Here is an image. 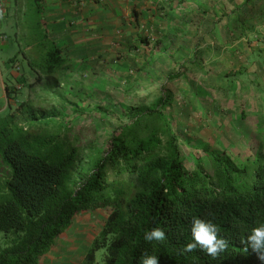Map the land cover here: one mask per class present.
<instances>
[{"label": "trees", "instance_id": "1", "mask_svg": "<svg viewBox=\"0 0 264 264\" xmlns=\"http://www.w3.org/2000/svg\"><path fill=\"white\" fill-rule=\"evenodd\" d=\"M46 44L29 64L35 82L66 64ZM250 52L264 68L263 48ZM29 112L21 125L15 115L0 119V264H39L77 215L95 211L106 217L82 264H99L100 250L101 264H139L145 251L159 264H264L242 243L264 223V117L248 145L253 153L237 156L226 148L198 150L159 111L135 109L111 131L106 149L93 147L83 161L79 133ZM193 217L211 220L229 239L218 259L183 251ZM154 227H163L164 241L144 240Z\"/></svg>", "mask_w": 264, "mask_h": 264}, {"label": "crops", "instance_id": "2", "mask_svg": "<svg viewBox=\"0 0 264 264\" xmlns=\"http://www.w3.org/2000/svg\"><path fill=\"white\" fill-rule=\"evenodd\" d=\"M262 32L264 0H6L0 119L18 98L19 77L37 76L28 67L37 56L23 53L22 41L39 55L49 42L66 61L58 73L65 87L80 90L88 107L166 105L184 141L249 145L264 117V68L249 56L247 35ZM70 229L39 264H76Z\"/></svg>", "mask_w": 264, "mask_h": 264}, {"label": "rangeland", "instance_id": "3", "mask_svg": "<svg viewBox=\"0 0 264 264\" xmlns=\"http://www.w3.org/2000/svg\"><path fill=\"white\" fill-rule=\"evenodd\" d=\"M258 34L256 33L252 36V39L249 43L251 46L249 45L248 49L250 47L255 49L261 47L264 51V32ZM32 45L33 42L22 41V47L25 48L23 53L27 52L26 55L29 56L39 55V53H35V49L32 47ZM27 48L29 50H27ZM61 74L62 73L49 78L44 77L39 82H35L37 77L35 73H29L27 76L21 75V77L24 79L21 80L19 77V90H17L19 92L18 98H15L11 105H8L7 102V110L1 117L15 115V122L21 125L25 122L27 114L26 110H29V113L32 115H38L40 117L52 116V120L56 122L54 125L56 126L55 128H59V125H66L72 130V133H74L75 136L78 133L80 134L79 145L82 153L81 156L82 160L85 161L91 154V149L93 147L101 146L103 147L102 149H106L107 146L104 144V141L107 137H109L111 131L115 129L118 124L125 123L128 120V114L126 111H108L106 108H102L103 111H98L93 107H88L86 103H82L84 100L80 99V90L70 92L69 87H65V83L61 78ZM80 77L83 78L84 74L80 75ZM162 96L165 98L166 94L163 93ZM86 100L87 98L85 101ZM89 100L93 102L92 97H90ZM21 103H27L28 106L24 107L23 109H19V105ZM165 107H152L149 109L159 111L171 124L172 121L170 120L169 115L165 112ZM144 109L145 108H141L140 110ZM195 136L197 135H194L193 137ZM187 140H189L192 145L198 146L195 147L198 150L201 149L202 145H196L195 143H192L193 140L191 137L187 136ZM217 141L219 143L216 144L213 142V144L209 146L219 150L226 148L237 156H245L253 153L255 150V147L252 149L251 146L239 144L233 145L230 148L225 139H220ZM185 150L187 153L191 151V149L188 148ZM105 217V211H95L81 213L73 220V226L68 233L67 240L76 241L79 239L77 240V244L79 246H75L77 250H75L74 253V261L76 264H82L85 253L90 247L92 240L97 236L101 227L103 226ZM103 253V250L97 252L96 262L99 264H101Z\"/></svg>", "mask_w": 264, "mask_h": 264}, {"label": "clouds", "instance_id": "4", "mask_svg": "<svg viewBox=\"0 0 264 264\" xmlns=\"http://www.w3.org/2000/svg\"><path fill=\"white\" fill-rule=\"evenodd\" d=\"M190 231L192 242L183 247L184 252H193L199 249L212 259H218L230 245L229 239L220 234L219 226L211 220L193 217ZM165 239L166 233L163 227H154L144 233V240L148 243ZM242 243L246 245L244 248L246 253L250 247L257 258L264 262V223L253 227L246 239L242 238ZM139 264H159V258L155 254L149 255L145 251L141 254Z\"/></svg>", "mask_w": 264, "mask_h": 264}, {"label": "built area", "instance_id": "5", "mask_svg": "<svg viewBox=\"0 0 264 264\" xmlns=\"http://www.w3.org/2000/svg\"><path fill=\"white\" fill-rule=\"evenodd\" d=\"M6 0H0V13L2 12V10L4 9V4H5Z\"/></svg>", "mask_w": 264, "mask_h": 264}]
</instances>
